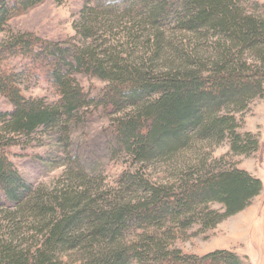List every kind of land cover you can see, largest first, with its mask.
Returning <instances> with one entry per match:
<instances>
[{"label":"trees","instance_id":"1","mask_svg":"<svg viewBox=\"0 0 264 264\" xmlns=\"http://www.w3.org/2000/svg\"><path fill=\"white\" fill-rule=\"evenodd\" d=\"M46 1L0 0V35ZM75 32L76 43L30 32L0 42V96L13 107L0 112V264H250L228 250L187 255L173 242L194 226L216 228L263 190L247 171L210 160L225 142L234 156L262 149L239 132L237 114L264 98V5L89 0ZM77 76L107 85L94 97ZM39 83L55 103L25 96ZM95 114L111 119L103 152L140 169L103 188L77 151L53 190L25 180L11 154L21 138L55 132L68 151ZM149 166L166 167L167 179L147 177Z\"/></svg>","mask_w":264,"mask_h":264},{"label":"rangeland","instance_id":"2","mask_svg":"<svg viewBox=\"0 0 264 264\" xmlns=\"http://www.w3.org/2000/svg\"><path fill=\"white\" fill-rule=\"evenodd\" d=\"M259 1L255 2L264 5ZM87 3L89 4V0H63L61 3L46 1L12 19L6 31L0 35V42L10 34L30 32L54 43H76L78 37L75 25ZM250 61L253 62V59ZM77 80L84 90L94 97L107 85L97 79L83 76H77ZM25 96L42 98L49 104L58 99L53 90L44 83L25 91ZM12 108L10 103L0 96V112L11 111ZM237 117L241 123L239 132L257 135L262 149L249 157L234 156L230 153L228 142H225L211 150L210 165L217 162L221 169L236 167L247 171L261 180L263 190L246 210L216 228L204 231L199 226H194L184 235L176 236L173 248L180 249L187 255L197 256L216 250H228L245 258L250 264H264V98L252 102L248 110L237 114ZM110 120L95 114L86 125L74 133V138L78 141L77 147L68 151L59 144L55 132L41 129L29 140L21 138L20 146L11 150L12 160L25 180L35 188L53 190L65 180V172L69 166L66 154H75L78 151L81 166L86 173L94 174L93 178L101 182L103 188H115L125 171L136 172L140 166L132 165L127 157L111 158L103 152L101 130L110 124ZM145 171L142 172L154 181L167 179L166 167L149 166ZM213 209L218 210L220 207L213 206Z\"/></svg>","mask_w":264,"mask_h":264},{"label":"crops","instance_id":"3","mask_svg":"<svg viewBox=\"0 0 264 264\" xmlns=\"http://www.w3.org/2000/svg\"><path fill=\"white\" fill-rule=\"evenodd\" d=\"M255 1H259V0H255ZM259 2L264 3V0H260Z\"/></svg>","mask_w":264,"mask_h":264}]
</instances>
